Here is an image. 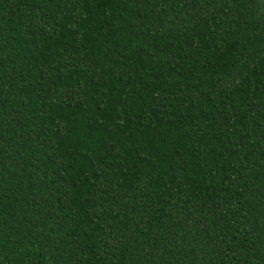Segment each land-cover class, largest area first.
Returning <instances> with one entry per match:
<instances>
[{
  "label": "trees",
  "instance_id": "obj_1",
  "mask_svg": "<svg viewBox=\"0 0 264 264\" xmlns=\"http://www.w3.org/2000/svg\"><path fill=\"white\" fill-rule=\"evenodd\" d=\"M0 264H264V0H0Z\"/></svg>",
  "mask_w": 264,
  "mask_h": 264
}]
</instances>
